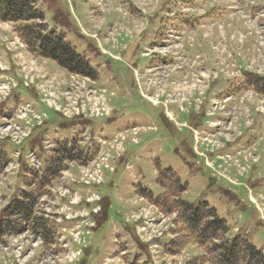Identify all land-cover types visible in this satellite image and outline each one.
<instances>
[{
	"label": "rangeland",
	"instance_id": "obj_1",
	"mask_svg": "<svg viewBox=\"0 0 264 264\" xmlns=\"http://www.w3.org/2000/svg\"><path fill=\"white\" fill-rule=\"evenodd\" d=\"M35 2L47 29L64 34L66 42L90 64L97 76L88 81L29 52L13 24L0 21V68L5 69L0 72V95L9 89L6 77L13 76L16 82L24 80L33 87L29 88L30 93L26 90L15 92L13 95L20 99L18 101H35L36 95L37 98L43 96L44 102L52 107H58L59 103L63 107L66 102L64 110L68 116L70 111L86 109L95 114L106 108H110L111 114L109 118L69 121L42 108L48 117L45 123L35 128L22 145L0 144V150L8 153L9 158L13 152L19 151L25 170L30 168L25 156L32 150L41 159L39 172L43 173L56 143H71L76 139L78 148L88 152L91 158L95 156L101 138L110 140L125 129L137 128L135 134L130 131L111 146H105L111 152L115 172H105L103 183L93 190L106 200V219L85 238V247H77L83 253L75 264H152L147 257V248L138 247L134 242L138 240L131 225L125 223V217L133 222L129 214L140 207L141 218L147 212L173 218L175 212L168 215L148 199H139L138 206L130 204L136 198L134 187L137 186L146 189L153 198L160 196L163 191L157 185V169L172 170L177 175L185 187L179 199L192 205L207 203L225 221L228 236L246 237L264 255V221L260 220V213L249 201L250 196L254 198L264 216V94L260 89L264 87V80L260 84L254 82L252 86L246 84L248 77L239 79L245 73L263 74L264 79V23L259 25L256 22L260 21L259 18L249 19L248 12L243 14L242 9H238L237 0H204L207 4L200 15L181 11L187 0H59L58 5L53 0L51 3L58 6L64 17L58 22L53 10L41 0ZM229 3L238 9V17L234 19L236 24L225 9ZM241 4L249 11L263 6V3L252 5L250 1ZM239 19L245 27L239 24ZM173 29L180 35V42L172 40L171 46L154 49L171 40L168 34ZM211 75L212 79L207 78ZM251 77L252 81L259 78ZM14 80L9 83L15 84ZM208 86L206 99L200 98L198 109L185 103L191 96L205 92ZM237 92L242 93L237 95ZM140 93L144 97L152 95V98L157 96L169 101L175 98L176 101L166 108L154 107ZM226 94L234 96L233 100L224 104L222 111L216 110L208 116L212 98L218 96L221 99ZM13 95L3 109L16 107L18 101L14 104ZM178 104L186 112H180ZM166 111L172 112L175 118L167 122L163 117ZM224 113L233 115L232 122L240 133L238 136L233 132L235 142L225 144L222 149L195 142L194 133L203 137L214 132L208 128L209 122H226L229 116ZM15 133L16 130L12 132ZM46 144L50 146L46 148ZM202 154L222 158L217 159L215 169L211 171L205 168ZM98 157L97 161L84 167L78 162L65 163L67 168L56 179L46 181L48 185L51 181V186L56 185L49 197H41L34 208L37 217L46 220V227L52 231L46 242L53 243V233L58 231L50 217L53 212L73 215L71 204L82 201L90 193L87 188L72 195L64 189V184L70 182L71 186V181L88 180L94 166L104 163L102 157H106V153L102 152ZM239 167L245 169L241 175ZM20 169L0 183V196L10 190L15 195L22 191L25 170ZM166 184L170 181L166 180ZM9 195L13 194L10 192ZM62 197L66 201L59 203ZM169 217L165 222H159L157 230L169 229L170 238L180 239L184 233L178 225L180 221L176 217L171 224ZM38 238L44 239L31 232L9 237L0 246V263L11 264L9 253L20 263L28 256L29 262L32 258H39ZM168 241V236L160 240L159 252H166L164 247L169 246ZM18 243L23 244V249L17 253ZM175 246L174 250L179 251ZM46 248L43 255L47 252V256H51L49 246ZM53 255L58 264L70 260L67 256ZM165 255H157L156 264H200L197 260L206 253L199 245L190 244L175 256ZM210 256L208 254L207 259ZM238 264H245L244 257Z\"/></svg>",
	"mask_w": 264,
	"mask_h": 264
},
{
	"label": "trees",
	"instance_id": "obj_2",
	"mask_svg": "<svg viewBox=\"0 0 264 264\" xmlns=\"http://www.w3.org/2000/svg\"><path fill=\"white\" fill-rule=\"evenodd\" d=\"M42 1L48 7L55 8V4L51 3L53 0ZM53 11H56L54 13L56 22L64 18L59 8ZM0 21L13 24L14 30L29 52L53 61L58 67L69 73L88 76L91 79L96 78L95 70L76 53L62 34L47 30L43 14L32 0H0ZM252 78L249 75L246 84L253 86L254 82L255 84L261 83V78L255 81H252ZM260 89L261 92H264V87ZM86 159L87 156L78 148L77 143L62 145L54 151V155L47 165L46 179L57 178L67 168L65 163L85 162ZM157 173V185L163 191L162 194L153 198L151 193L144 189H137L136 194L153 202L167 214L176 213V217L180 221L178 225H181L184 233L180 239L170 241L167 246L169 253L177 254L188 245L197 244L204 248L206 253L200 259H196L200 264H238L242 257H244L245 264H264V255L247 239L241 236H228L225 221L208 204L202 202L192 205L179 199V195L185 191V187L180 184L177 175L172 170L159 171L157 169ZM166 180L170 181V184L167 185ZM27 200L28 202L24 204L15 202L7 210V216H12L14 212L20 213L21 221L26 225V221L32 217L35 198L30 195ZM30 220H32L34 233H44L46 239L49 234L46 232L44 220L35 216ZM11 223L10 220H0V239L6 231L15 226ZM23 224L17 223L15 228L20 229ZM174 245L179 251L174 250ZM176 251L178 252L174 253ZM208 254H211L209 259L206 257Z\"/></svg>",
	"mask_w": 264,
	"mask_h": 264
},
{
	"label": "crops",
	"instance_id": "obj_3",
	"mask_svg": "<svg viewBox=\"0 0 264 264\" xmlns=\"http://www.w3.org/2000/svg\"><path fill=\"white\" fill-rule=\"evenodd\" d=\"M204 0H187V4H184V6H182L184 9H181V11L185 12V13H193V14H197V15H200L202 13V8L207 4V2H203ZM206 1V0H205ZM238 1V9H242V13L244 14L245 12H248V15H254L257 11V9H252L253 11H249L248 9H246V5L244 4H241L242 1H250L252 3V5H256V4H259V3H263V6L260 8H264V0H237ZM230 4V3H229ZM225 9L226 11H229V15H230V20L232 22H236L234 19L236 17H238L237 15L239 14L238 9H236L234 7V5L230 4H226L225 5ZM241 19V18H240ZM238 20L239 24L242 22V20ZM236 24V23H235ZM244 26L243 23H241ZM236 30V29H235ZM171 238H168V240H170Z\"/></svg>",
	"mask_w": 264,
	"mask_h": 264
},
{
	"label": "built area",
	"instance_id": "obj_4",
	"mask_svg": "<svg viewBox=\"0 0 264 264\" xmlns=\"http://www.w3.org/2000/svg\"><path fill=\"white\" fill-rule=\"evenodd\" d=\"M64 110V109H63ZM65 111V110H64ZM6 128V130H3V129H5ZM5 128H2L1 129V132L3 131L4 132V134L5 133H7V132H11V134H12V132L14 131V130H16V128L14 127V126H6ZM2 132V133H3ZM17 134V132L15 133V134H12L13 135V137L15 138V135ZM102 159H104V162H105V158H102ZM103 165V163L101 164V165H96V166H94V169H93V173H90L87 177H89V179L88 180H86V181H84L85 183H87V184H89V183H99L100 182V180H101V176H100V171H101V166ZM163 222L165 221V219L164 220H162ZM149 223H148V225L150 226V227H152V229H151V233H158L159 231L157 230V229H154L153 227H154V223H153V219H149V221H148ZM159 225V224H158ZM141 231H143L144 232V235L146 236V237H150V233H148V232H146L145 231V229L144 228H142L141 229ZM26 232H28V231H26ZM25 233V232H24ZM23 233V234H24ZM158 234H160V232L158 233ZM19 235H21V234H19ZM13 238V237H12ZM39 239V238H38ZM40 240V239H39ZM73 241H75V242H79V238H78V235L77 234H75V235H73ZM15 243H16V241H15ZM19 245V249L18 250H16V252L18 253L19 251H20V249H23V247H22V245L23 244H21V243H18ZM0 246H2V245H0ZM7 256H10V253L7 255ZM18 259V258H17ZM50 259L52 260V261H50ZM51 262V263H50ZM37 264H54V260L52 259V257L51 256H47L45 259H43L42 261H40L39 263H37Z\"/></svg>",
	"mask_w": 264,
	"mask_h": 264
}]
</instances>
